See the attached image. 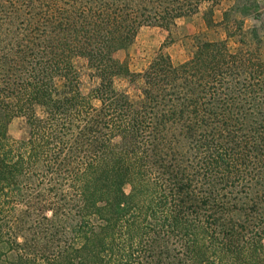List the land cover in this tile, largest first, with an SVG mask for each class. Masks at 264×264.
I'll return each instance as SVG.
<instances>
[{
  "label": "trees",
  "instance_id": "obj_1",
  "mask_svg": "<svg viewBox=\"0 0 264 264\" xmlns=\"http://www.w3.org/2000/svg\"><path fill=\"white\" fill-rule=\"evenodd\" d=\"M219 1L0 0V264H264L261 58L200 40L177 65L158 53L139 98L113 84L141 26Z\"/></svg>",
  "mask_w": 264,
  "mask_h": 264
},
{
  "label": "rangeland",
  "instance_id": "obj_2",
  "mask_svg": "<svg viewBox=\"0 0 264 264\" xmlns=\"http://www.w3.org/2000/svg\"><path fill=\"white\" fill-rule=\"evenodd\" d=\"M258 4L256 11L248 14L230 13L225 18L223 13L231 8L233 0L204 2L196 13L176 19L175 24L168 28L141 26L128 45L113 53V57L126 65L131 73L117 75L113 79L114 87L133 99L139 98L141 80L137 73L142 72L158 53H167L173 64L177 65L192 56L200 40H223L230 51L235 52L240 48L250 50L264 63V0H259ZM242 34L244 42H241ZM72 62L78 72L81 91L88 93L98 85L94 70L84 57L74 56ZM7 130L11 139L24 140L27 136L26 118L14 117ZM163 150L170 153V148Z\"/></svg>",
  "mask_w": 264,
  "mask_h": 264
}]
</instances>
